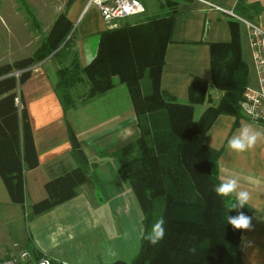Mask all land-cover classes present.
Returning a JSON list of instances; mask_svg holds the SVG:
<instances>
[{"label":"trees","instance_id":"16d2710c","mask_svg":"<svg viewBox=\"0 0 264 264\" xmlns=\"http://www.w3.org/2000/svg\"><path fill=\"white\" fill-rule=\"evenodd\" d=\"M183 1L188 0H162L161 15H142L100 33L95 56L86 67L79 66L74 54L70 65L57 72L55 92L65 109L71 104L70 90L79 84L84 85L83 96L88 99L123 85L137 119L139 137L114 157L142 213L143 235L130 263L112 264H241L242 229H233L228 217L239 210L251 217L252 210L244 205L234 211L231 206L236 199L216 194L219 183L211 168L220 153L203 142L218 116L244 118L239 102L249 83V67L241 55V22L230 17V42L209 45L212 87L221 96L214 101L207 82L194 78L187 100L181 102L161 91L160 77L177 7ZM73 2H66L31 56L0 64V179L11 204L22 208L24 171L35 169L38 159L16 90L29 79L34 66L60 57L68 48L73 25L66 12ZM257 9L238 0L234 14L251 20ZM145 78L148 93L143 92ZM197 107L203 108L198 116ZM67 134L76 167L45 184L46 196L30 206L27 220L70 201L87 181L88 160L70 127ZM160 219L164 237L153 245L147 237ZM24 248L35 258L41 254L29 241Z\"/></svg>","mask_w":264,"mask_h":264},{"label":"crops","instance_id":"0c3cea01","mask_svg":"<svg viewBox=\"0 0 264 264\" xmlns=\"http://www.w3.org/2000/svg\"><path fill=\"white\" fill-rule=\"evenodd\" d=\"M237 1L188 0L178 5L172 41L164 54L161 91L185 102L189 86L197 78L207 82L212 99L213 96H221L212 87L209 45L230 42V17L241 22L242 58L243 41L247 40L243 21L253 23L264 31V0H245L246 4L258 8V13H252L251 20L234 14ZM139 2L144 7V13L121 20L116 27L147 14V6ZM216 7L231 15L218 11ZM61 12L60 8L57 14ZM66 15L73 25L68 48L60 57L52 56L34 66L29 79L16 90L19 109H25L28 116L38 159L35 169L24 171V214L27 210L30 212L32 204L45 198L44 186L48 181L76 167L71 155L68 127L77 137L88 160L87 181L77 188L73 199L48 213L30 220H27L29 213L25 214V234L10 245L0 246V260L11 254L14 243L24 248L28 241L38 252L71 264H80L72 256L73 251L93 244L104 246L109 256L119 258L117 255L123 247L117 241H122V237L115 232L117 239L108 240L111 236L106 233L108 214L118 219L123 229L121 234L134 232L135 254L143 235L142 213L114 157L117 150L139 137L128 92L117 86L103 95L88 99L83 96L84 85L79 84L70 90L71 104L66 109L55 92L59 68L68 67L74 54L79 66L86 67L95 56L98 35L108 30L91 0H74ZM243 126L264 131V127L245 118L221 115L207 131L203 142L220 153L211 168L218 183L236 178L237 190L249 193L250 198L245 205L252 210L251 227L241 231V264H264V139H259L246 152L237 154L231 151L228 141ZM230 196L235 199V195ZM9 205L11 202L0 179V207L10 208Z\"/></svg>","mask_w":264,"mask_h":264},{"label":"rangeland","instance_id":"374dc122","mask_svg":"<svg viewBox=\"0 0 264 264\" xmlns=\"http://www.w3.org/2000/svg\"><path fill=\"white\" fill-rule=\"evenodd\" d=\"M68 0H0V64L12 62L22 57L33 54L41 39L48 33L54 22L58 10L65 9ZM147 6V16L161 15L163 10L160 5L162 0H139ZM88 9V8H87ZM84 11V13L87 11ZM56 19V18H55ZM132 22V21H130ZM243 60L249 67V83L251 87H256V75L252 67L251 55L247 45V40L243 41ZM143 92L148 93V80L142 82ZM122 90L126 88L121 85ZM127 94V93H126ZM217 101V96H213ZM71 102V101H70ZM201 108H196V116L201 112ZM10 208L0 207V246L10 245L16 238L19 239L25 234L24 209L18 205H9ZM159 213V212H158ZM157 213V214H158ZM131 216V214H129ZM142 216V215H141ZM143 218V217H142ZM108 240L117 239L114 237L117 232L122 241L117 243L123 247L117 256H109L106 248L99 245L86 246L84 249L73 251V257L80 261V264H110L116 260L130 263L136 256L134 232L124 234L118 219L114 215L108 214L107 224ZM129 231V230H127ZM118 237V238H119ZM116 241V240H115ZM134 241V242H133ZM139 250V249H138ZM138 253V252H137Z\"/></svg>","mask_w":264,"mask_h":264},{"label":"built area","instance_id":"2783aa9c","mask_svg":"<svg viewBox=\"0 0 264 264\" xmlns=\"http://www.w3.org/2000/svg\"><path fill=\"white\" fill-rule=\"evenodd\" d=\"M91 3L98 9L108 29L115 28L121 20L144 13V7L138 0H91ZM216 9L231 15L230 12L217 7ZM243 24L246 29L252 67L256 75V87L248 85L245 88L239 107L246 120L264 127V31L253 23L243 21ZM11 250V254L0 260V264H71L43 253L35 258L18 243H14Z\"/></svg>","mask_w":264,"mask_h":264},{"label":"clouds","instance_id":"9594fccd","mask_svg":"<svg viewBox=\"0 0 264 264\" xmlns=\"http://www.w3.org/2000/svg\"><path fill=\"white\" fill-rule=\"evenodd\" d=\"M259 139H264V131H258L251 126H243L238 134L234 135L228 141V148L235 153H243L254 147ZM238 189V180L236 178H227L221 182L214 190L220 197L235 195L236 203L232 204V210L243 209L249 200V193ZM228 224L235 230L249 229L251 227V217L244 211L239 210L234 216L228 217ZM164 221L160 219L153 227L151 234L147 237L153 245L158 243L164 237ZM115 253H113L114 255Z\"/></svg>","mask_w":264,"mask_h":264}]
</instances>
